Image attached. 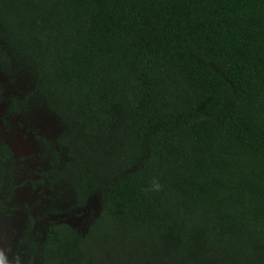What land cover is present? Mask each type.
Returning <instances> with one entry per match:
<instances>
[{
	"label": "trees",
	"instance_id": "trees-1",
	"mask_svg": "<svg viewBox=\"0 0 264 264\" xmlns=\"http://www.w3.org/2000/svg\"><path fill=\"white\" fill-rule=\"evenodd\" d=\"M0 72L58 123L48 188L97 204L25 264H264V0H0Z\"/></svg>",
	"mask_w": 264,
	"mask_h": 264
},
{
	"label": "rangeland",
	"instance_id": "rangeland-1",
	"mask_svg": "<svg viewBox=\"0 0 264 264\" xmlns=\"http://www.w3.org/2000/svg\"><path fill=\"white\" fill-rule=\"evenodd\" d=\"M25 82L0 72V142L14 152L10 176L0 189V264H16L17 256L25 264V237L33 233L30 240L38 243L43 225L52 218L51 222L71 224L84 234L97 214L94 200L89 201L87 208L76 211L69 205L70 193L65 185L52 190L46 185L42 173L47 161L40 153L34 155L31 148L39 145L35 143L38 138L49 140L58 135L59 126L36 102L29 101L27 110L20 114L8 113L11 99L29 95L30 87ZM23 145L26 147L22 149ZM35 264H39L36 259Z\"/></svg>",
	"mask_w": 264,
	"mask_h": 264
},
{
	"label": "flooded vegetation",
	"instance_id": "flooded-vegetation-1",
	"mask_svg": "<svg viewBox=\"0 0 264 264\" xmlns=\"http://www.w3.org/2000/svg\"><path fill=\"white\" fill-rule=\"evenodd\" d=\"M56 138V136H53L52 138H50L48 141L50 142L51 140L53 141L54 139ZM51 141V142H52ZM35 143H38L39 145L37 146V147H35V149L34 148H31V151H32V153L34 154V155H37L38 153H40V155H41V153L42 152H44L45 150H44V148L40 145V143H39V141H38V139L36 140V142ZM4 144V143H3ZM5 145V144H4ZM6 147H8L7 145H5ZM34 146H35V144H34ZM24 147H26V145H23V146H21V148L23 149ZM9 148V147H8ZM9 150L11 151V154H12V159L14 158V152L9 148ZM13 152V153H12ZM23 153H24V151H23ZM47 161V160H46ZM46 165H47V163H46ZM87 206H88V204H87ZM87 206L85 207V208H87ZM84 208V209H85ZM76 211H81V210H76ZM49 216V215H48ZM51 220H53V218L51 219ZM51 220H49L47 223H45V225H43V228H42V230H41V239H39L40 240V242L44 239V236H45V233H46V231L48 230V228L50 227V226H52V225H54V224H56V222H51ZM92 221V220H91ZM90 221V222H91ZM90 222H89V224H90ZM59 224V223H58ZM89 224H88V226H89ZM68 226H70L73 230H75V227L74 226H72L71 224L69 225L68 224ZM87 226V227H88ZM32 229H34V227L32 228ZM31 229V230H32ZM87 229V228H86ZM86 229H85V231H86ZM76 231V230H75ZM77 233H78V231H76ZM80 233V232H79ZM33 233H31V234H28V238H30L31 239V237H33ZM39 243V242H38ZM40 244V243H39ZM24 247V246H23ZM0 257H1V255H0Z\"/></svg>",
	"mask_w": 264,
	"mask_h": 264
},
{
	"label": "clouds",
	"instance_id": "clouds-1",
	"mask_svg": "<svg viewBox=\"0 0 264 264\" xmlns=\"http://www.w3.org/2000/svg\"><path fill=\"white\" fill-rule=\"evenodd\" d=\"M151 190L155 192H159L162 190V185L160 184L158 180H153ZM15 260H16V264H21V259L19 256L15 257Z\"/></svg>",
	"mask_w": 264,
	"mask_h": 264
}]
</instances>
